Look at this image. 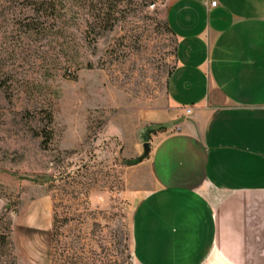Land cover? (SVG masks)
Returning a JSON list of instances; mask_svg holds the SVG:
<instances>
[{"label": "rangeland", "instance_id": "rangeland-1", "mask_svg": "<svg viewBox=\"0 0 264 264\" xmlns=\"http://www.w3.org/2000/svg\"><path fill=\"white\" fill-rule=\"evenodd\" d=\"M63 2L33 35L23 0H0V264H135L131 163L160 126L143 115L164 107L176 39L165 0H125L106 32L94 0Z\"/></svg>", "mask_w": 264, "mask_h": 264}, {"label": "crops", "instance_id": "crops-1", "mask_svg": "<svg viewBox=\"0 0 264 264\" xmlns=\"http://www.w3.org/2000/svg\"><path fill=\"white\" fill-rule=\"evenodd\" d=\"M165 21L175 65L132 164L133 258L264 264V0H165Z\"/></svg>", "mask_w": 264, "mask_h": 264}, {"label": "trees", "instance_id": "trees-1", "mask_svg": "<svg viewBox=\"0 0 264 264\" xmlns=\"http://www.w3.org/2000/svg\"><path fill=\"white\" fill-rule=\"evenodd\" d=\"M95 4L87 7L93 13L95 22V27L102 32L111 31L115 27L116 18L114 14L119 6L123 4L125 0H94ZM80 3V2H79ZM84 6V5H83ZM85 7V6H84ZM86 8V7H85ZM23 9L25 10V28L29 33L33 35H40L44 33L47 29L49 23H57L66 15L68 9L66 8V3L63 0H23ZM58 31L61 32L59 25L55 26ZM167 30L172 34V30L168 27L166 23ZM58 33V32H57ZM47 124L46 127L52 123L51 114L46 116ZM162 128L158 126L156 130H149L148 134L160 131ZM44 145L51 140L50 131L44 128ZM135 162H132L134 164ZM6 245L5 238L0 237V250H2Z\"/></svg>", "mask_w": 264, "mask_h": 264}, {"label": "built area", "instance_id": "built-area-1", "mask_svg": "<svg viewBox=\"0 0 264 264\" xmlns=\"http://www.w3.org/2000/svg\"><path fill=\"white\" fill-rule=\"evenodd\" d=\"M211 6L212 7H215L216 6V2H211ZM190 114H191V110L190 109H186L185 110V115L186 116H190ZM178 129L176 128L174 131H177ZM135 264H140V263H138V262H136Z\"/></svg>", "mask_w": 264, "mask_h": 264}]
</instances>
